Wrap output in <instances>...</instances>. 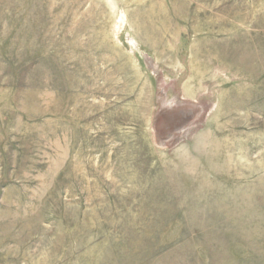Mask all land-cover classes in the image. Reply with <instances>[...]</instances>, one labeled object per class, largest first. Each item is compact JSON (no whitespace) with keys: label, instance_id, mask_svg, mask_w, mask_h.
I'll use <instances>...</instances> for the list:
<instances>
[{"label":"rangeland","instance_id":"374dc122","mask_svg":"<svg viewBox=\"0 0 264 264\" xmlns=\"http://www.w3.org/2000/svg\"><path fill=\"white\" fill-rule=\"evenodd\" d=\"M0 264H264V0H0Z\"/></svg>","mask_w":264,"mask_h":264}]
</instances>
